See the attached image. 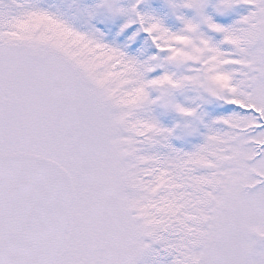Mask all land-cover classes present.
<instances>
[{
	"label": "snow or ice",
	"instance_id": "obj_1",
	"mask_svg": "<svg viewBox=\"0 0 264 264\" xmlns=\"http://www.w3.org/2000/svg\"><path fill=\"white\" fill-rule=\"evenodd\" d=\"M0 264H264V0H0Z\"/></svg>",
	"mask_w": 264,
	"mask_h": 264
}]
</instances>
